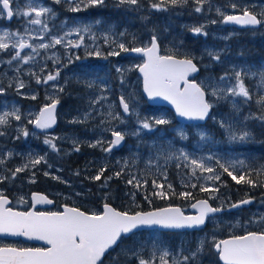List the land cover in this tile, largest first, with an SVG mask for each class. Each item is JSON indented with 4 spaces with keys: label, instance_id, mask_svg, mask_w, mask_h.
Segmentation results:
<instances>
[{
    "label": "snow or ice",
    "instance_id": "6c2138e0",
    "mask_svg": "<svg viewBox=\"0 0 264 264\" xmlns=\"http://www.w3.org/2000/svg\"><path fill=\"white\" fill-rule=\"evenodd\" d=\"M62 0H54V3L59 4ZM69 5V10L72 12H79L83 9L90 7L103 6L105 0H64ZM172 5L186 4L188 0H167ZM198 5L195 7V12L199 13L202 11V5L205 0H194ZM16 0H0V18L6 17L11 20L14 16L31 17L27 20V24L40 25V31L47 33L49 31L48 23L46 19L42 17L56 15L55 11L48 6L34 2V0H28L26 4L27 11H22L19 4L13 7ZM164 0L160 3H153L151 6L157 10H164ZM123 4L137 5L138 0H118L117 7ZM233 9H237L240 6L232 4ZM223 19L222 23L236 24L240 26H259L264 24V12L254 14L247 7L243 8L240 14L231 15L224 14L221 8L216 9ZM258 15L260 18H258ZM213 20L211 23H216ZM97 24L100 21H96ZM91 25H84L80 27L69 28L65 32L64 36H51L49 43H40L39 45H32L28 43L25 36L28 35L31 38L33 29L28 27L24 28V32L19 31L11 32L8 30H2L0 32V51L11 49L15 50L11 59L7 61L11 64L12 61L17 62L16 71L19 72L20 64H28L35 61L36 56L39 55V49H48L64 43L67 36L73 33L79 37V40L84 39L81 33H90ZM204 25L199 27H193L191 31L193 34L208 35L207 32L203 31ZM124 35L123 32L120 33ZM227 39V37H224ZM43 40V36L40 37ZM10 42V43H9ZM113 43H116L113 41ZM150 46H126L125 43H118L116 47L119 49L110 51L108 55L119 56L121 52H132L141 54L146 59L142 64H137L134 67L143 74V87L148 97H162L164 100L170 101L175 106V111L180 117H184L188 120H199L202 121L209 116V111L213 107V104L206 100V95L215 96L218 99L227 100L231 97L241 96L245 98V102L251 99L248 89L245 87L241 71H235L234 78L235 83H229L232 80V76L225 72L221 75L219 83L210 85L204 82L197 83L195 78L189 79L193 73L199 71L197 65L193 63L195 57H185L183 59L177 58L175 55H160L159 45L157 42V36L153 34L149 41ZM66 46L80 47L79 42L67 41ZM30 48L31 52L21 55L22 50ZM88 55H103L99 50L90 52ZM207 55L212 60L220 61V54L212 51H207ZM75 59H80L79 56ZM71 62V58L69 60ZM117 72H121L120 68H117ZM36 75L35 73H31ZM60 75L59 69L55 73H48L46 78L41 81L40 77H36L37 83L47 84L49 81H55ZM88 73L85 72V76ZM255 75V73H253ZM261 82L264 83V70L259 72ZM96 81H89L87 86L92 88ZM105 84V87L101 89V92L107 90L106 82L101 81ZM124 81L121 79V84ZM223 85V86H221ZM12 85L9 84V87ZM24 87L22 80L17 77L16 88L17 91ZM58 91L63 92V87L54 85ZM211 88L210 93L207 91ZM5 92V88L0 86V95ZM36 97L33 96L32 99ZM50 103L45 104L39 113L33 118L29 119L28 123L32 124L35 129H39L42 132L51 129L56 124V107L60 103L58 98H51ZM108 97L105 95H99L91 101L93 105L100 104L101 101H107ZM256 103L264 109V96H261ZM133 104V98L131 96L125 97L121 95L119 97V106L122 109L118 111L115 103H109L107 105L106 117L107 120L101 121V124L107 123V127L101 129L102 132L110 131L113 137L110 141H107L108 146L103 148L105 152H111L114 147L120 146L125 140L126 136L140 137L142 130L148 132L157 131V126L168 125L169 121L164 118L148 119L142 118L140 113L136 111ZM233 107L238 109V105L233 102ZM91 112L84 114L83 120H73L72 123H83L91 116ZM135 115L136 127L131 131L118 130L117 126L112 124V121H117L119 124H125L127 121L125 117L130 119L131 116ZM10 118L16 121L21 120V114L18 108L15 106L11 112L2 111L0 112V126H7L10 124ZM214 118V117H213ZM247 120H257L261 127H264V114L253 115L249 114L246 116ZM221 128L227 133V138L230 143L247 144L252 141V133L248 130L245 125L244 129L237 132L234 130L233 125L228 121L222 119L219 121ZM23 136L27 137L30 134L35 135V132L30 133L27 128L20 129ZM176 135L179 136L180 140H187V133L182 128L174 130ZM4 131H0V136L4 135ZM201 139H206V133H199ZM20 137L17 136L16 139ZM57 137L45 136L44 144L48 145L53 151H58L55 140ZM105 141L96 140L95 143H90V147L103 146ZM171 147V144H170ZM75 151H79V147L74 148ZM178 152V154H177ZM8 155H11L9 153ZM45 158L43 156L31 159L28 164L17 167L11 172V176L14 178L17 173L24 171L30 165L35 166L41 163ZM167 160L183 161L184 167H191V174L196 176L197 170L201 172H207L211 175L207 176L208 180H219L220 176L216 174L213 167H210L206 163L207 160L213 159L209 156L205 158H191L190 154L184 152L182 149L176 152H169L166 156ZM216 164L223 169L233 180L237 183L242 181L247 182L253 186L255 182L251 179L246 180L245 175L241 174L239 179L233 175L232 171H229V167L236 170V165L221 163L219 159H216ZM3 163V160H0ZM241 167H245L244 161L238 162ZM180 163L176 164V167H180ZM105 171L104 168L100 169V172L93 177L95 180H100L101 175ZM264 172V166L258 170L257 174ZM48 175V173H45ZM120 175L119 172L116 173ZM8 179L7 176H0V183ZM111 179V177H109ZM135 181L136 187L140 186V182L136 180V177L128 180L129 184H133ZM34 182V181H33ZM145 184L147 181L144 182ZM154 186L163 188V185H157L156 181L152 182ZM195 187V185H192ZM171 188V185H168ZM201 190L207 191V188ZM156 195L161 198H165V192L160 191ZM180 195L190 197V193L184 192ZM147 199V197H145ZM33 200L36 203H48L52 201L48 200L45 196L34 195ZM150 202V201H149ZM251 203V200H243L238 204L231 205L232 208H238L241 205ZM9 200L2 193H0V233L9 235H23L28 238H35L38 240L45 241L49 247L47 248H16V247H0V264H103L102 257L108 252L113 246L118 245V242L122 238H126L135 233L141 227H160L165 229H186V228H198L205 225L206 218L209 214L220 212L221 208L212 207L208 201L201 200L196 204H193V208L198 209L197 215H185L179 207H166L162 209H155L148 212H135L130 214L129 212H121L112 208L108 204L104 205L103 212L100 214L92 213L87 214L80 211L75 207H65L63 212H19L13 211L12 208L7 207ZM256 221H250V223ZM264 224V218L259 221ZM205 242L199 241L198 247L194 251H190V255L183 257V262L174 261L173 264H187V262H194L198 256H201L204 251ZM212 247L217 252L219 259L223 264H264V230L261 231H246L243 235H233L229 239L215 240L213 238ZM133 253V257L138 259V264H150L142 257H139L134 249H129ZM168 253L165 251L160 257L162 264H166L164 256Z\"/></svg>",
    "mask_w": 264,
    "mask_h": 264
},
{
    "label": "rangeland",
    "instance_id": "374dc122",
    "mask_svg": "<svg viewBox=\"0 0 264 264\" xmlns=\"http://www.w3.org/2000/svg\"><path fill=\"white\" fill-rule=\"evenodd\" d=\"M50 1L54 0H34V2L43 4L45 6L51 7ZM189 2L192 5V7H196V3L194 0H188L186 4H179L180 6H185ZM28 3V0H16V4H19V7L22 11H27L26 4ZM160 3V2H159ZM237 4L240 7L237 8L239 10H242L243 8L247 7H253L256 14H259L261 12H264V2H255V1H249V0H205V2L202 5V11L199 13H195L197 16L196 22H190L189 20H185L180 18V20L176 24V30L183 31L185 29H192L193 27H199L200 25H204L203 31L207 32L208 35L205 36L202 34L205 44L204 48L201 50V54H204L207 51H212L215 53L220 54V61H217L219 64L218 70L212 71L209 70L210 68H214V64L212 63L215 60H212L211 57L207 56V60L204 61L202 56H199V58L202 60V69L201 73L198 77H196L197 81L204 82L205 84L214 85L219 83V77L223 75L225 72L229 73L230 76H232V80L229 83H235L234 73L235 71H241L242 79L244 82L245 87L248 89L250 96L255 93L257 94V97L260 98L261 94H264V83L260 82V84H257L255 82H252L251 79L255 78L259 75V67L257 65H254V68L248 67V64L245 61L241 60H232L235 56L233 53V46L234 43L231 41L232 44H230L228 41L232 37H236L235 41L241 40L238 36L242 34L239 30L232 27V29H227L225 27V23H222L223 17L217 13L216 9L221 8V10L224 12V14H233V13H241L237 12V9H233L231 7L232 4ZM15 4V7H16ZM59 5L60 9H62V19L60 25L58 27L50 22L49 20L52 19V16L42 17V19H46L49 27V31L47 33H42L40 31V25H30L27 24V20L31 19V17H22L17 16V21L15 22L14 28H8L0 26V32L2 30H8L11 32L19 31L21 33L24 32V28L28 27L30 29H33L31 33V38H29L28 35L25 36V39L32 42V45H39L40 43H49L51 36H64L65 32L68 31L69 28L72 27H80L84 25H91L92 21L87 20L86 22H82L80 18L77 17L74 20L73 18H68L66 16L70 15L72 11L69 10V5L62 0L61 3L57 4ZM206 6V12H204V7ZM164 8V6H163ZM175 8V7H174ZM65 9V10H64ZM144 10H147V21L146 26H148V29L151 31L155 30L156 28L162 30L163 34H160V37L155 34L158 38V40L167 43L168 39L170 38V41L174 40V34H176V31L172 30L171 27V19L169 16H167L164 12H161V10H157L156 8H153L151 5H145L143 7ZM175 15L178 14L177 10L175 9ZM250 10V9H249ZM157 13H161V15H158L155 17L154 15ZM185 12V11H183ZM76 13V12H74ZM186 13V12H185ZM180 14V13H179ZM187 14V13H186ZM55 18L57 15L54 16ZM192 18H195L194 14L191 15ZM1 20V18H0ZM217 21L216 23H211V21ZM82 22V23H81ZM1 25V24H0ZM178 27V29H177ZM114 28L113 26H109L103 30V37L104 42H99L95 39L96 36H100L97 34L96 29H91L90 33H81L83 35L84 39L82 41L79 40V37L76 34H72L66 37L64 43L55 45L54 47H50L48 49H39V55L36 56L35 61L30 62L28 64H20L19 65V72L16 71L18 65L16 61H12L11 64H8L7 61L11 59V56L14 54L13 49L11 47L8 50L0 51V81H11L14 83H9L12 85V87L5 88V92L0 95V112L2 111H9L11 112L13 110V107L19 109L20 114H25V118L28 121L29 119H33L38 113L40 108L36 106L35 104H27V99H24L22 101L19 99V95L25 96L24 98H29L30 100H37L41 99V97L44 99L42 100L43 104H46L47 101H50L49 97L51 98H58L59 95L62 93L57 90V88L54 87V85L63 87L65 84L71 79L75 78L77 80L82 81L83 87L86 90V94L84 96V107H78L74 108V110L71 113H66L70 116H66L64 118V128H67V130H64L63 132H51L47 136L50 137H57L60 142L64 143V149L67 150L68 153H72L74 148L80 144L86 145V152L80 160L88 161V163L96 165V167H101L106 158L104 157L105 151H103V148L105 147V143L107 141H110V131H104L102 132L101 129L103 127H107V123L101 124V121L107 120L106 117V111H107V105L109 103H115L116 100L113 98L115 94H121L125 97L131 96L133 98V104L130 106H135V109L137 112L140 113V116L142 118H148L149 115L146 114V112L143 111V103H141V100L139 99L138 95H132L130 93V90L133 91V85L134 82H138V75L133 79L129 80V74L132 71L134 66L137 64H141L143 62L142 59H135L133 57H129V59L125 58V55L123 56L120 54L119 56H110L108 53L113 50L119 51V49L116 47L118 43H124L123 36L120 35L121 32L125 31V28L121 29V31H111L110 29ZM51 29H54V32H51ZM100 28H98L99 30ZM156 29V30H158ZM158 32V31H157ZM153 33L150 32V34H146L145 37L141 39V42L144 45H150L149 41L151 39V36ZM174 35V36H173ZM43 36V40L40 39V37ZM210 37V39H209ZM224 37H227L225 39ZM238 37V38H237ZM94 38L95 40L91 41L89 39ZM166 38V39H164ZM179 39V37H177ZM207 39V40H206ZM213 39L216 43H213ZM71 40L73 42H79L80 47H71L66 46L67 41ZM91 41V42H90ZM115 41L116 43H113ZM175 45L178 42L177 40L174 41ZM228 42V43H227ZM10 43V42H9ZM207 43V44H206ZM180 44V42H178ZM243 45V44H242ZM244 46V45H243ZM237 48H241L240 46H237ZM96 50H99L103 55L96 56V55H88L90 52H95ZM241 50V49H239ZM238 50V51H239ZM44 51V52H43ZM237 51V54H238ZM31 52V49H24L21 52V55H25L27 53ZM79 56L80 59H75V57ZM43 57V58H42ZM125 60H124V58ZM71 58V62H69ZM46 59L53 60L52 63L56 70L54 73L59 69L60 75L57 77V81H49L47 84L41 82L38 83L40 85H43V92H39L37 90H27L25 87V83L23 80L24 73L26 75H32L31 73H35L36 75H32L33 79L36 81V77L39 76L41 81L46 78L48 73H53L51 69L47 68V61ZM70 66V68H68ZM42 68H45L46 73L44 77L42 76L43 71ZM117 68L121 69V72H117ZM201 68V67H200ZM207 69V70H203ZM114 72L115 75H117V85H116V92H113V89L111 87V84L109 82L107 72ZM85 72L88 73L87 76H85ZM255 73V75H253ZM17 77L19 80H22L24 83V87L19 89L17 91L16 83ZM121 79H123L124 83L127 85L129 84V90H125L123 84H121ZM96 81L95 85L92 88H89L87 86L89 81ZM101 81L106 82L107 90L101 92V89L105 87L104 83H101ZM37 83V82H36ZM223 86V85H221ZM50 88V90H48ZM207 91L210 93L211 88L209 87ZM99 95H105L108 97L107 101H101L100 104L93 105L91 101L95 99V97ZM35 96V99H32V97ZM209 102L213 104V106H216L217 109L215 112L212 113V123L216 122L217 119L221 121L222 119L228 120L232 125L235 131L239 132L242 129H244L245 125L247 126L248 130H251V127L258 126L261 127L259 122L257 120H247L245 121V117L249 116V114L257 115L254 109L251 108V103L248 100L245 102V98L241 96L237 97H231L227 100L218 99L215 96L208 95ZM211 97V98H210ZM253 98V97H252ZM29 100V101H30ZM233 102H235L238 105V109L233 107ZM246 104L247 106L244 107L243 105ZM116 108L118 110L117 104ZM91 112V116L87 119V121L83 123H72L71 121L79 119L83 120L84 114L86 112ZM120 111V110H118ZM230 112V116L227 114ZM122 113V112H121ZM155 118H164L167 119V111L165 109H161L158 112H154ZM225 115V116H224ZM214 117V118H213ZM11 119V118H10ZM126 123L125 124H119L117 121H112V124L114 126H117L118 130L122 131H131L133 128L136 127V124L134 123L136 121L135 115L131 116L130 119L128 117H125ZM168 120V119H167ZM169 121V120H168ZM11 124V123H10ZM4 126L3 129H1L2 126H0V131H4L7 128H11V125ZM253 124V125H252ZM169 125V124H168ZM220 126V125H219ZM177 128H182L188 136L187 140H180L179 136L176 135V132L174 131ZM70 129V130H68ZM157 131L154 132H148L147 130H142L140 137L136 136H128L131 138V143L128 145L127 152L116 155L117 158H120L121 156L127 157L132 156L133 160L135 161L137 159V164L139 162H143L148 167L151 168L153 171L158 170H166V166L170 164H177L180 163V167L176 170V175L181 177L182 179H188V180H201L204 183L211 184L213 180L206 179L207 176L211 175L207 172H201L200 170H197L196 176H193L191 174V167H184L183 161H177L175 159L173 160H167L166 156L169 152H176L177 150H183L184 152H187L190 154L191 158H207L209 156L213 157L211 160L206 159V163L208 166L213 167L216 174L219 172V169H216V159H219L221 163L225 164V166H228L229 164L236 165V168H241L239 165V161H244L245 166L248 164V159L245 158L241 151L235 150V147H244L248 146L247 144H238V143H230L227 138V133L223 128L220 126L221 135H217L210 132L209 127L207 124L205 125H197V124H184L177 121V123H174L172 125H169L168 129L163 130L157 126ZM35 131H32V133ZM204 132L206 133L207 138L201 139L199 133ZM10 136V132L7 136H4L2 140L0 139V160H3V163H0V168L4 165L5 162L11 161L12 159H15L16 157H26L27 161H30L31 159H34L36 157L43 156L45 159L43 162L45 165L53 166L55 165L54 162L50 160L49 153H56L58 151H53L48 145L44 144L45 136H42V134L35 132V135H29L25 137L24 139L20 140L16 139V137ZM55 140V143H56ZM96 140H103L105 143L103 146H97V147H90V143H95ZM21 141V142H20ZM34 143H38L37 145L43 146V151ZM141 143H144V147L141 146ZM3 144L9 145L3 146ZM171 144V147H170ZM72 147V148H70ZM143 148L142 150H139L140 148ZM58 148V147H57ZM22 149V150H21ZM24 149V150H23ZM59 149V148H58ZM81 149V148H80ZM89 149V151H88ZM91 149V150H90ZM66 151V153H67ZM11 153V155H8ZM18 154V156H16ZM178 154V152H177ZM128 156V157H129ZM127 159V158H126ZM13 162V161H12ZM41 163L36 164L35 166H29L22 172H26L28 170V173H30V177L35 176L36 172L35 170H40L37 168ZM22 166L21 162L16 163V167ZM37 166V167H36ZM59 171L62 168L59 166H56ZM42 169V168H41ZM44 169V170H43ZM41 171V173L45 174L44 172L48 171L46 166H44ZM155 169V170H154ZM165 171V172H166ZM49 173H53L50 171ZM164 174V173H163ZM38 175H40L38 173ZM139 181V173L137 174ZM13 178V177H12ZM33 178V177H32ZM13 179H18L16 176ZM19 181L22 179H18ZM64 182H67V180H64ZM140 182V181H139ZM134 186L132 187V191L136 192V185L135 182L133 183ZM132 184V185H133ZM163 185V188H159L155 186V193H158L160 191H163L166 193L168 186L166 187L164 183H158L157 185ZM71 186L72 184L69 183ZM21 193L19 200L17 201L19 206H24L25 204V198L27 197V191L23 190L25 188V185L21 186ZM2 190V189H1ZM0 190V193H3V191ZM79 192V190H77ZM141 191V183L139 186V192ZM29 195V194H28ZM103 202H106L103 200ZM92 212H96V210H92ZM228 221V220H226ZM227 227V226H225ZM233 227L229 229V231H232ZM204 238V237H201ZM164 237L162 234L158 232H154V230L150 232H146L142 234L141 232H138L134 235H132L131 240L126 243H122L118 251H121L122 253L128 255L129 257H133V253L129 251V249H134L135 252L139 257H142L146 261H149L150 264H162L160 257L163 255L165 251H167L168 255L164 256V260L166 261V264H173L174 261H180V257L182 255V246H180L177 251L173 250V252L170 251L168 247H166L163 243ZM202 241V239L200 240ZM4 244H17L20 245L21 243H17L15 241H5ZM135 262L133 264H138V259L134 258Z\"/></svg>",
    "mask_w": 264,
    "mask_h": 264
},
{
    "label": "trees",
    "instance_id": "16d2710c",
    "mask_svg": "<svg viewBox=\"0 0 264 264\" xmlns=\"http://www.w3.org/2000/svg\"><path fill=\"white\" fill-rule=\"evenodd\" d=\"M223 1V0H222ZM251 1V0H249ZM255 2H264V0H252ZM161 0H141V6L139 5H130V4H123L117 7L118 1L116 0H107V3L109 5L108 11L110 14H112L114 17L111 19L109 18V22H114V24L118 25V27H115L114 30L121 31V29L125 28V31L123 32V41L126 44V46H142L143 43L141 42V39L146 36V34H157L159 37V33L163 34L162 30H149L148 26H146L147 21V10H144L143 7L145 5H152L153 3H159ZM189 2L185 6L172 5L167 2V0H164L163 6L164 10H161V12H164L167 16L171 19V27L173 31H176V34H174V40L172 39L170 41V38L168 39V42H162V52L169 55H175L179 57H195L193 60L201 67L203 68L201 63L202 60L199 58V56H202L204 61L207 60V52L204 54H201L202 48H204V38L202 34H193V32L189 29H185L183 31L176 30V24L180 20V18L185 19L186 21L189 20L190 22H196L195 19H197V16L195 15V7H192V5ZM198 5L196 4V7ZM205 6V5H204ZM175 7V8H174ZM206 6L204 7V12H206ZM178 14L175 15L176 10ZM250 11L255 12L253 7H249ZM65 10V9H64ZM185 11V12H183ZM242 10L237 9V12H241ZM112 12V13H111ZM154 15L157 17L158 15H161V13H157ZM180 13V14H179ZM109 14V16H110ZM194 14L195 18H192L191 15ZM139 15V18L136 16ZM118 18H117V17ZM136 23H138V27H136ZM120 24L121 27L119 26ZM135 25V26H134ZM5 27V26H3ZM178 29V27H177ZM139 31L140 36L137 35V32ZM158 31V32H157ZM163 32V33H162ZM242 34H240L238 37L241 39L239 41H235L236 37H232L230 41H228L230 44L231 41H233L234 46V57L232 60H241L245 61L247 64L251 63H259V61L264 60V24H262L259 28H250V29H242L240 30ZM179 37V39L177 38ZM237 37V38H238ZM160 39H162L160 37ZM166 39V38H164ZM210 39V37H209ZM175 40L178 42L175 45ZM207 40V39H206ZM213 43H216L213 39ZM207 44V43H206ZM244 46H243V45ZM237 46H240L241 48H237ZM252 48V49H251ZM241 49V50H239ZM239 50V51H238ZM238 51V54H237ZM121 54L125 58L129 59V57H132L129 55L128 52H121ZM260 54V56H259ZM255 55V56H254ZM253 57V58H252ZM124 58V57H123ZM124 58V60H125ZM135 59H138L137 57H133ZM215 66L214 68H210L209 70L217 71L219 67V64L217 61L212 62ZM70 68V66L68 67ZM204 71L207 69H203ZM107 76L109 79V82L111 84V87L113 89V92H116L117 88V75L114 74V72H107ZM137 76V68H133L132 71L129 74V80L132 78L134 79ZM16 82V81H15ZM0 84H3L4 88H8V83H5V81H0ZM125 90H129V84L127 85L124 83L123 85ZM86 90L83 87L82 81L77 80L75 78H71L64 86V91L59 95V99L61 100V106L60 107V117L58 121V126L56 128V132H63L64 130H67V128H64V118L68 116L69 113H71L74 108L78 107H84V96L86 94ZM130 93L132 95H138L139 99L141 100V103H143V111L146 112V114L149 115V119H155L154 112H158L161 109H165L167 111V119L169 120V125H172L174 123H177L175 116L171 110H169L166 107L163 106H153L146 102L145 98L142 94V87H141V79L138 78V82H134L133 85V91L130 90ZM121 94H115L113 97L116 100V104L118 106V110L121 111L118 99ZM19 99L24 101V99H30L24 98L25 96L19 95ZM211 98V97H210ZM258 100V99H256ZM255 98L253 97L251 100H249L251 103V108L255 110L257 115L264 114V109L261 108L260 105L256 103ZM31 101V100H30ZM244 107L247 105L244 104ZM217 109L216 106H213V112H215ZM71 111V112H70ZM212 112V113H213ZM68 113V114H66ZM230 116V112L227 113ZM225 116V115H224ZM212 116L207 121V126L210 129L211 133L221 135L220 130V123L219 119L216 120V122L212 123ZM169 125H159L158 127L166 130L168 129ZM253 125V124H252ZM70 130V129H68ZM251 133H252V141L249 142V147H239L244 149V154L247 156L249 155V163L245 167L236 168V170H233V168L229 167V171L233 172V175L239 179L241 174L245 175V179H251L255 182L256 186H253L247 182H240L237 183L236 180H233L231 176H229L226 172L223 171L222 168L219 167V165L216 166V169H219V172L217 173L220 176L219 180H215L213 183V190H209L210 185L206 186L207 191L204 190H198L197 192L195 190V198H208L211 200H215V197L222 198V197H255L256 199H259L260 197L264 196V172H261V174H257L258 170L261 169V166H264V137H263V127L253 126L251 127ZM42 136H46L43 135ZM2 140V139H1ZM127 142L128 144L131 143V138L127 136ZM35 146L38 144L34 143ZM10 145V144H9ZM7 144H3V146L9 147ZM56 145L59 148V152L52 153L51 152V160L55 163V165L51 166L50 169H47L48 171L44 173H48V175H45L41 173L44 166L47 165L41 164L37 168L40 170H35L41 175V180L37 183L30 182L27 186L29 193L33 190H39V186L42 185L44 182H48L49 180H52V184L60 185L63 189H67L65 187L64 180H67V182H74L81 184L79 188H82L84 191L83 197L75 198L74 200L78 199L77 201H74L73 203L69 201V204H74L77 207H80L81 209L85 211L91 212L93 209L96 211L102 210V204L103 200H105L108 203H111L116 208L127 211L129 213H135L140 210H149L161 206H165L169 203V200L166 198H161L160 196L156 195L154 192L155 186L153 185V181H156V184L158 183H164L165 186L171 185L170 181H174L177 183V180H181L182 178L176 175V170L178 169L175 164H170L166 166V170H158L153 171L150 167H148L146 164H144L142 161L137 164V159L134 161L132 156L125 157L124 155L120 158L116 157V154L114 153H108L104 155L106 158L104 164L101 167H96V165L88 163V161L80 160L86 152V145L80 144L78 145L79 151L73 150L72 153H68L67 150L64 149V143L60 142L59 140H56ZM40 149H43V146L37 145ZM107 142L105 143V147H107ZM141 146L144 147V143H141ZM140 148L139 150H142L143 148ZM72 148V147H70ZM81 148V149H80ZM127 146L124 147L120 153L127 152ZM249 148V151H248ZM91 150V149H90ZM67 151V153H66ZM89 151V149H88ZM127 158V159H126ZM249 165V166H248ZM56 166H59L62 168L59 171H56ZM37 167V166H36ZM104 168L105 171L101 175L100 180H95L93 177H95L99 172L100 169ZM15 170L14 164L11 162H5L4 165L0 168V176H7L8 179L4 180L2 183H0V190L3 191L4 194L9 195L14 200V205L16 207H20L17 203L18 198L13 196V192L19 188L21 189L20 184L22 179L20 176L22 175V171L16 174V178L13 179L11 176V172ZM44 170V169H43ZM155 170V169H154ZM52 171L53 173H49ZM166 171V172H165ZM178 171V170H177ZM119 172L120 175L117 176L116 173ZM36 173V174H38ZM140 175L139 181L141 183V191L138 194V199L135 198H128L127 193L133 194L132 187L134 184H129L128 180L132 179L133 177H136L138 179V174ZM164 173V174H163ZM111 177V179H109ZM24 180V179H23ZM147 181L145 184L144 182ZM135 182V181H134ZM235 182L237 184H235ZM73 183V184H74ZM31 184V186H30ZM104 186H107L109 188V191L104 189ZM31 187V188H30ZM167 187V186H166ZM130 188V191L128 189ZM168 190V189H167ZM201 191V192H200ZM122 193L124 194L122 196ZM166 194V193H165ZM122 196V197H121ZM147 197V199H145ZM214 197V199H213ZM150 201V202H149ZM213 202V201H212ZM260 205L264 206V203L262 202V199H259ZM214 205L215 202H213ZM222 204V201H221ZM228 205V204H227ZM21 208V207H20ZM224 233H222L223 235ZM227 235V234H225ZM129 239H125L122 243L128 242ZM166 239L164 238L163 241ZM4 244V242L0 239V245ZM167 244L169 246L176 247V242L174 239L167 240ZM119 248V247H118ZM118 248L111 251L109 254L106 255V262L108 264H117V261L122 260L126 264H133L134 258L129 257L128 255L122 253L121 251H118ZM212 252L215 255V252L212 250ZM214 262H217L216 258H213Z\"/></svg>",
    "mask_w": 264,
    "mask_h": 264
},
{
    "label": "flooded vegetation",
    "instance_id": "af4514ba",
    "mask_svg": "<svg viewBox=\"0 0 264 264\" xmlns=\"http://www.w3.org/2000/svg\"><path fill=\"white\" fill-rule=\"evenodd\" d=\"M116 1H118V0H116ZM15 4L16 3L13 4L14 8H15ZM50 5L52 6V9L55 11L57 17L56 18L52 17V19H50L49 21L54 23L58 27V25H60L61 19H62V9H60L59 5L54 3V1H50ZM137 5L141 6V0H138ZM108 8H109V5L107 3V0H105V4L103 6L86 8V9H83L82 11H79L76 13L72 12L70 15H68L66 17L73 18L72 20H74L77 17H82V18H80L82 20V22H86L87 20L92 21L93 26L91 27V29L97 28L96 32L98 35H100V36H96L95 39L99 42H101V41L104 42L102 29H105L109 26H113L114 28L118 27V25L114 24V22H111V23L109 22V18L112 19L114 16L109 13ZM109 14H110V16H109ZM136 17L139 18V15ZM97 20L100 21L99 24L96 23ZM16 21H17V16H14L11 20H8L6 17H4V18H1V20H0V24H1L0 26L4 25V26L12 29V28H14ZM121 25L122 24H120L119 26L121 27ZM135 25H136V27H138V23H136ZM225 27H227V29H232V27H230V26H225ZM98 28H100V29L98 30ZM114 28H111L110 30L114 31ZM235 29H237V28H235ZM54 31H55L54 29H51V32H54ZM137 35L140 36L139 31L137 32ZM95 39L92 38L89 40L93 41ZM159 42H160L161 47H162V41L159 40ZM28 43L32 44V42H30V41H28ZM26 49H28V48H26ZM233 52H234V50H233ZM46 61H47V68L51 69L52 72L54 73V71L56 70L55 67H59V66H54L52 63L53 60L46 59ZM254 65H257L259 67V70H264V60L259 62V63H256V64H254V63L248 64V67L254 68ZM42 71H43L42 76L44 77V75L46 73L45 68H42ZM23 80H24L25 87L27 88V90L29 89L30 91L31 90H37L39 92H43V90H41V88H43V85L36 83V81L33 79L32 75H26L24 73ZM251 80L254 83V86H255V82H257V84H260V82H261L260 76H256L255 78H253ZM56 81L57 80H55V82ZM5 83H8L7 85H9V83H14V81L13 82L5 81ZM2 85L3 84H0V86H2ZM2 87H4V86H2ZM48 90H50V88ZM261 96H264V94L262 93ZM252 97H254L255 100L259 99L257 97V94H255V93H253L251 95V99H252ZM29 100L30 99L26 100L27 104H35L40 109L45 105L42 103V100H44L42 97H41V99H39V101H38V99L37 100H31V101H29ZM50 102L51 101H47L46 104H48ZM60 106H61V100H60ZM59 117H60V107L58 108V121H59ZM10 123H11L10 124L11 128L10 129L7 128L5 130V134L0 136V139H2L4 136H7L8 133L10 132L11 138L13 136L14 137L19 136L20 140H22L25 138V136L22 135L20 129L27 128L30 133H32V131H35L34 126L32 124L28 123V121L25 118V114H22V113H21V120L16 121L14 119H10ZM3 128H4V126L1 127V129H3ZM263 134H264V127H263ZM43 135H48V134H43ZM263 137H264V135H263ZM128 145H127V147H128ZM234 149L241 151L243 153L242 155L245 158H247V156H245V154H244V149L241 150V148H239V147H235ZM41 150L43 151V149H41ZM248 151H249V148H248ZM108 153L109 154L114 153L116 155L123 154L122 152L120 153V151H118V152L111 151V152H107V154ZM104 154H106V152ZM16 156H18V154H16ZM49 156H51V152L49 153ZM249 158L250 157L248 155V163H249ZM50 160H51V158H50ZM7 162H11L12 164H14L15 169L17 168L16 167L17 162H21L22 165L29 163V161H27L26 157H23V155H21V157H16L15 159H12L11 161H7ZM41 164H45V163L43 161H41ZM50 168H51V166L47 167V169H50ZM21 174L22 175L20 177L22 178V181H21L22 184L18 185L20 187L22 185H25V187L27 188V186H29L28 184L30 182L34 181L33 183H37L41 180V175H38V174H35V176H32L33 178L30 177L31 174L28 173V170H26V172H22ZM51 181L52 180H49L48 182L42 183V185L39 186V190L31 191V193L32 192H39V191L46 193L50 198H52L54 200V205L52 207H50V208L38 207V208H36L37 211L60 212L63 208V205H70V206H74V207L76 206L74 204H69L68 203L69 201H71L73 203L74 201L78 200V199L74 200L75 198L83 197L82 195L84 193L83 192L84 190L82 188H79V186H81V184L74 183L72 181L71 182H69V181L63 182V183H65L64 184L65 187H67V189H63L60 185L52 184ZM177 181H178L177 183H175L174 181H170V183H172V186H171V188H167L168 190H166L165 198L167 200H169V203H172V204H168L167 206H179L182 208V210L186 214L191 213L190 207L192 204H194L197 200L204 198V197L195 198L196 196H194V195L197 192V189L201 190L202 187L205 188L208 185H210L209 190L214 189V187H213L214 181L211 184L204 183L201 180L181 179V180H177ZM69 183H71L72 185L70 186ZM235 184H237V183L235 182ZM192 185H195V187H193ZM166 186H168V184ZM104 189L106 191L107 190L109 191V188L107 186H104ZM77 190H79V192ZM195 190H196V192H195ZM128 191H130V188L128 189ZM184 192L190 193L191 194L190 197H185V196L180 195V193H184ZM27 193L29 195L27 194V197L25 198V204L26 205L20 206L21 208L20 207H18V208L23 209V210H28L31 207V205H32L31 200H30V194L31 193H29V191ZM138 194H139V187H137L136 192H133V194L127 193V197L130 199L131 198L138 199ZM12 195L15 197L17 196V198L19 200L20 195H22L21 190H15ZM123 195L124 194L122 193V196ZM246 198H249V197H233V196L232 197H228V196L226 197L225 196L222 198L215 197V200H211L208 198H205V199H208L210 201V203L212 204V206H214L216 208L227 209L231 205H233L235 203H239L240 201H243ZM213 199H214V197H213ZM259 199H262V202L264 203V196L260 197ZM259 199H256L254 197V201L249 207H242L240 209H235L232 211L226 210L221 214L209 217L207 225L201 230H185V231H159V230H154V232H158V233L162 234V236L166 239L165 241H163L164 242L163 244L166 247H168L171 252H173V250L177 251V249L180 246H182L183 252H182V255L180 257L181 262H183L184 256L190 255V251H194L198 247V242L202 239L205 242L203 254L201 256H198L194 262L189 261V262H187V264H221L217 252L212 247L213 238H215V240L219 241V240H222V239L229 237V236L243 235V234H245L246 231L264 230V224L259 222L261 220V218H264V206L260 205ZM212 201L215 202V204H217V205H214ZM221 201H222V204H221ZM11 206L14 208H17L14 205V202L12 203ZM101 211H99V212L96 211L94 213L100 214ZM87 212H89V211H87ZM90 213H93V212L91 211ZM226 220H228V221H226ZM250 221H256V222L250 223ZM225 226H227V227H225ZM231 227H233V230L229 231V229ZM150 231H152V230H146V231H143L141 233L144 234V233L150 232ZM222 233H224V234L222 235ZM225 234H227V235H225ZM201 237H204V238H201ZM128 239H129L128 240V242H129L131 240V237H129ZM170 239L175 240V242L177 244L176 247L169 246L167 244V240H170ZM15 242L21 243L20 245L15 244V246L22 247V248L35 246L33 244L24 243L23 241H15ZM12 245H14V244H12ZM212 250L215 252V255L212 252ZM105 258L103 260V264H108L106 262ZM213 258H216L217 262H214ZM134 262H135V259H134ZM117 264H126V263L122 260V262L117 261Z\"/></svg>",
    "mask_w": 264,
    "mask_h": 264
},
{
    "label": "water",
    "instance_id": "95a60500",
    "mask_svg": "<svg viewBox=\"0 0 264 264\" xmlns=\"http://www.w3.org/2000/svg\"><path fill=\"white\" fill-rule=\"evenodd\" d=\"M251 12H252V11H251ZM253 13H254V12H253ZM236 14H240V13H233V14H231V15H236ZM254 14H256V13H254ZM258 18H260L259 15H258ZM225 25H226V26L235 27V28H237V29L259 28V27L261 26V25H259V26H255V27H253V26H240V25L231 24V23H228V24H225ZM157 42H158V45H159V54H160V55H169V54L162 53V49H161L160 43H159L158 40H157ZM149 46H150V45H149ZM25 49H26V48H25ZM22 51H23V50H22ZM128 53H129V55H131V56H133V57L141 58V59L143 60V62H144V60L146 59V58L143 57L141 54L132 53V52H128ZM176 57L179 58V59H183V58H185V57H179V56H176ZM143 62H142V63H143ZM142 63H141V64H142ZM193 63H195V64L197 65L199 71H198L197 73H193V74L189 77V79H193V78H195L196 82L199 83V82L197 81L196 77H198V76L200 75V73H201V68H200V66H199L194 60H193ZM137 75H138V77L141 79L142 94H143V97L145 98L146 102H147L148 104H150V105H153V106H163V107L168 108L169 110H171V111L173 112L176 121H178V122H180V123H184V124H197V125H204V124L207 123V121H208V120L210 119V117L212 116L213 107H212V108L210 109V111H209V116L206 117V118H205L204 120H202V121H199V120H188V119H186V118H184V117H180V116L176 113V111H175V106L172 105L170 101L164 100L162 97H153V98L148 97V95H147V93L144 91V87H143V74L140 73L138 69H137ZM120 96H121V95H120ZM120 96H119V97H120ZM206 100H208V102H209L208 95H206ZM209 103H210V102H209ZM118 104H119V99H118ZM59 106H60V103L57 105V107H56V111H55V115H56V124L53 125V127H52L51 129H48V130L43 131V132H42L41 130H39V129H35V128H34L38 133H49V132H53V131H55V129H56L57 126H58V108H59ZM119 107H120V106H119ZM120 109H121V108H120ZM121 112H122V109H121ZM112 138H113V137L110 135V139H112ZM126 143H127V137H125V140L122 142V144H121L120 146L114 147V148L112 149V151H116V152H117V151H120L121 149H123V148L126 146ZM34 195L45 196V197H47L48 200H51L52 203H51V204H48V203H36V202L33 200V196H34ZM4 196L7 197V199L9 200V204L7 205V207L12 208L13 211H19V212H28V211H34V212H48V211H37L36 208H38V207L50 208V207H52V206L54 205V200H53L52 198H50L46 193H43V192H40V191H39V192H32V193L30 194V200H31V204H32V205H31V207H30L28 210H23V209H20V208H14V207H12V206H11L12 203H13V202H12V198L9 197L8 195H4ZM201 200H206V201H208L209 205L212 206V204L210 203V201H209L208 199H205V198H201V199L197 200L194 204H196L198 201H201ZM244 200H251V203L246 204V205H241V206L238 207V208H232L231 206L228 207L227 209H222V208H221L222 210H221L220 212L209 214V217H211V216H215V215H218V214H221V213H223V212L226 211V210H227V211H232V210H235V209H240V208H242V207H249V206L253 203V201H254V197H249V198H246V199H244ZM105 204H108L109 206H111L112 208L116 209L117 211L124 212V211H122V210L116 208L115 206H113L111 203H104V204L102 205V212H103V209H104V205H105ZM235 204H238V203H235ZM192 205H193V204H192ZM192 205H191V207H190V212H191L190 214H186V213H184V211L182 210V208L179 207V206H171V207H179L185 215H197V214H198V209H197V208H193ZM66 206H67V207H74V206H70V205H63V208H62V210H61L60 212H63V210H64V208H65ZM166 207H169V206H162V207L153 208V209H149V210H140V211H137V212H141V211H142V212H148V211H152V210H155V209H162V208H166ZM212 207H214V206H212ZM75 208H78L80 211L85 212V213H87V214H92V213H90V212H86L85 210H83V209H81V208H79V207H76V206H75ZM102 212H101V213H102ZM130 214H132V213H130ZM209 217L206 218L205 225H203V226H201V227H198V228L165 229V228H160V227H141V228H139L137 231H135L134 234H136V233H138V232H143V231H146V230H159V231L201 230V229H203V228L207 225V222H208V218H209ZM134 234H132V235H134ZM132 235H130V236H132ZM130 236H128V237H130ZM128 237H126V238H128ZM229 238H231V236L226 237V238H224V239H229ZM0 239H2V240H6V241H23L24 243H29V244H33V245H35V246L24 247V248H47V247H49V245H48L45 241L38 240V239H35V238H31V239H30V238H28V237H26V236H23V235H15V236H14V235H9V234H3V233H0ZM123 239H125V238H122V240H123ZM224 239H222V240H224ZM122 240L118 242V245L113 246V248L109 249L108 252L105 254V256L102 257V259L104 260V258L106 257V255H107L108 253H110L112 250H114L115 248H117V247L120 245V243L122 242ZM5 246H7V247L22 248V247H17V246H14V245H0V247H5ZM220 262H221V264H223V262H222L221 260H220Z\"/></svg>",
    "mask_w": 264,
    "mask_h": 264
},
{
    "label": "bare ground",
    "instance_id": "6f19581e",
    "mask_svg": "<svg viewBox=\"0 0 264 264\" xmlns=\"http://www.w3.org/2000/svg\"><path fill=\"white\" fill-rule=\"evenodd\" d=\"M118 18V17H117ZM252 49V48H251ZM255 56V55H254ZM259 56H260V54H259ZM264 57V56H263ZM253 58V57H252ZM260 62V61H259ZM30 186H31V184H30ZM31 188V187H30Z\"/></svg>",
    "mask_w": 264,
    "mask_h": 264
}]
</instances>
